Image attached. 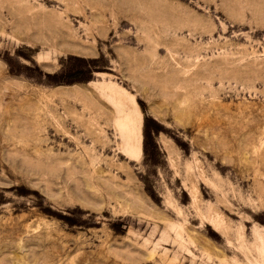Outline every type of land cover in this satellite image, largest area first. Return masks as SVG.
I'll return each instance as SVG.
<instances>
[{
	"label": "rangeland",
	"instance_id": "1",
	"mask_svg": "<svg viewBox=\"0 0 264 264\" xmlns=\"http://www.w3.org/2000/svg\"><path fill=\"white\" fill-rule=\"evenodd\" d=\"M0 68V264H264V0H0Z\"/></svg>",
	"mask_w": 264,
	"mask_h": 264
},
{
	"label": "bare ground",
	"instance_id": "2",
	"mask_svg": "<svg viewBox=\"0 0 264 264\" xmlns=\"http://www.w3.org/2000/svg\"><path fill=\"white\" fill-rule=\"evenodd\" d=\"M2 68V67H1ZM1 68H0V104L3 102V99L4 97H6L8 95V91H12L15 90L13 89V86L15 85L12 79V81H9L8 79H6L5 75H4V72L1 71ZM20 84V83H19ZM18 85V84H17ZM24 85V84H23ZM19 86V85H18ZM17 92V91H16ZM13 94V93H12ZM17 94V93H16ZM89 94V93H88ZM14 96V94L12 95ZM82 96H89L85 93L82 94ZM12 99V98H11ZM10 99V100H11ZM27 99V98H25ZM18 101V100H17ZM28 101V100H27ZM11 105L9 104H4L5 105V109H3L1 112H0V120L2 121V119H5L6 116L10 115V116H14V114H17L19 115L20 114V109L21 108H24L26 105H25V102H13L11 100ZM3 105V103H2ZM0 105V106H2ZM3 105V106H4ZM15 106L14 110L15 112H13L11 110V108ZM126 116V115H125ZM124 117V116H123ZM124 119V118H123ZM126 119V118H125ZM122 125H121V132L123 133L124 137H125V145H126V149H125V153L130 157V158H139V155H140V141H141V116L139 114V112L137 111L133 116L131 117H128L124 122L122 121ZM119 185V184H118ZM114 187V186H113ZM121 188V186H119ZM118 187V188H119ZM115 188L117 189L116 185H115ZM114 189V188H113ZM112 189V191H113ZM117 190H120V189H117ZM122 190V189H121ZM115 191V190H114ZM113 191V192H114ZM130 191V190H129ZM117 192V191H116ZM114 195V194H113ZM118 197H120V195H118ZM135 197H133L134 199ZM143 201V200H142ZM142 201L140 203H142ZM145 202H143L144 204ZM136 206V204H135ZM138 206V205H137ZM136 206V207H137ZM142 206V205H141ZM213 225L215 226H219L220 225L213 221L212 222ZM259 236V235H258ZM257 236V237H258ZM256 237V238H257ZM259 238V237H258ZM261 239V238H260ZM49 242V241H48ZM52 242V241H51ZM50 243V242H49ZM54 243V242H53ZM53 248V247H52ZM52 250H50L51 252ZM57 251V250H56ZM59 252V251H58ZM45 253V252H44ZM43 253V255H44ZM52 253V252H51ZM50 253V254H51ZM55 253V252H54ZM47 254V253H46ZM50 256V255H49ZM54 256V255H52ZM47 257V256H46ZM56 257V256H55ZM58 257V256H57ZM50 259V257H47ZM54 258V257H52Z\"/></svg>",
	"mask_w": 264,
	"mask_h": 264
}]
</instances>
